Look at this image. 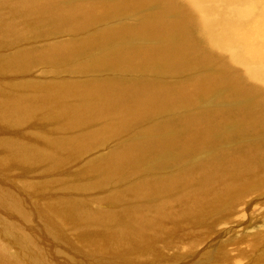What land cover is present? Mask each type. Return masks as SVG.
Instances as JSON below:
<instances>
[{
    "label": "rangeland",
    "instance_id": "rangeland-1",
    "mask_svg": "<svg viewBox=\"0 0 264 264\" xmlns=\"http://www.w3.org/2000/svg\"><path fill=\"white\" fill-rule=\"evenodd\" d=\"M217 1L0 0V264H264V78L216 34L263 3Z\"/></svg>",
    "mask_w": 264,
    "mask_h": 264
},
{
    "label": "bare ground",
    "instance_id": "bare-ground-1",
    "mask_svg": "<svg viewBox=\"0 0 264 264\" xmlns=\"http://www.w3.org/2000/svg\"><path fill=\"white\" fill-rule=\"evenodd\" d=\"M217 0H215L216 2ZM220 1V0H219ZM224 2L222 4H217L218 7L221 8V6H223L225 4V1L227 2H233V0H223ZM258 3H259V0H257ZM262 3L261 5L263 6L262 8L264 9V0H260ZM218 2V1H217ZM227 5V4H226ZM230 5V4H229ZM230 7V6H229ZM258 8V7H257ZM246 9V8H245ZM261 8H259L260 10ZM248 10V9H247ZM255 10V9H254ZM250 11V9H249ZM256 11V10H255ZM259 12V11H258ZM229 13V12H228ZM231 14V13H230ZM250 14V13H249ZM263 14V13H262ZM232 15V14H231ZM247 16V15H246ZM245 17V16H244ZM248 17V16H247ZM260 18V17H259ZM228 19V18H227ZM258 22V27H254V30L253 32H246V31H243L242 29L240 30H237L236 34L233 35V32H231V34H225V30H221L219 32H216L217 34V37L219 39L220 42H226V44H231L234 45L233 43H237V44H240L242 45V49L240 51H238L235 55L236 59L237 60H242L245 61L246 63H250L254 66V75L259 77V78H264V19L262 18L261 20H256ZM230 25V23H229ZM244 29V28H243ZM238 47V46H237ZM244 47H247V51L244 52L243 48ZM20 101V100H19ZM16 108V107H15ZM18 109V108H17ZM19 109H20V106H19ZM103 128V127H102ZM103 131V130H102ZM65 143V142H64ZM66 145V143H65ZM64 145V146H65ZM67 146V145H66ZM62 147V146H61ZM23 152V151H22ZM191 182V180L189 181V183ZM218 183V182H217ZM220 185V184H219ZM224 185V184H223ZM178 187V186H177ZM181 187V186H179ZM169 188V187H168ZM175 188V186L173 187V189ZM182 189L184 187H181ZM180 188V189H181ZM221 189H223L222 186H220ZM219 188V189H220ZM167 189V188H166ZM172 189V188H171ZM170 189V190H171ZM169 190V192H171ZM197 190V189H196ZM224 190V189H223ZM174 191H176V189H174ZM194 190H192L193 192ZM218 191V190H217ZM225 191V190H224ZM191 192V191H190ZM188 192V193H190ZM191 192V193H192ZM200 192V191H198ZM220 192V191H219ZM196 193V192H195ZM195 193H192L190 194L191 195V198H190V195L187 196V192L186 194V197L190 198V201L195 203L194 200L196 199V195H193ZM186 197H185V201H186ZM212 202V201H211ZM201 203V202H200ZM202 204V203H201ZM166 205V204H165ZM203 205V204H202ZM212 205V204H211ZM214 206V205H213ZM176 207V206H175ZM174 207V209H175ZM180 207V206H179ZM201 207V205H200ZM199 207V208H200ZM198 209V206L196 207ZM217 208V207H216ZM177 209V208H176ZM187 209V208H186ZM8 210V209H7ZM178 211V210H177ZM194 211V210H192ZM208 211V210H207ZM198 214V213H197ZM264 214V213H263ZM194 215V214H193ZM181 216V215H180ZM260 216V215H259ZM201 217V215H200ZM183 218V217H182ZM263 218V217H262ZM259 223V222H258ZM264 232V231H263ZM49 233V232H48ZM239 235V234H238ZM249 235V234H248ZM251 235V234H250ZM255 238V236H254ZM249 245V244H248ZM258 246H260V244H257ZM250 246V245H249ZM262 249V248H261ZM237 251V250H236ZM227 252V251H226ZM247 252H250L247 251ZM236 253V252H235ZM228 254V252L226 253V255ZM15 258V257H13ZM239 258V257H238ZM247 258V257H246ZM235 259V257H234ZM237 260V259H236ZM263 262V261H262ZM234 263V262H232ZM256 264V263H255Z\"/></svg>",
    "mask_w": 264,
    "mask_h": 264
}]
</instances>
